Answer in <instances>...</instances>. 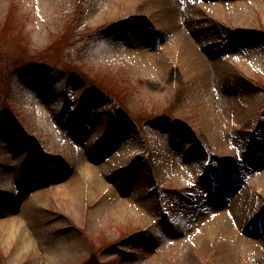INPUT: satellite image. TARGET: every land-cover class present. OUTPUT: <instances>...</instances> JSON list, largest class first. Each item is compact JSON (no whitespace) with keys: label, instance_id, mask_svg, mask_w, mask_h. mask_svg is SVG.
Returning <instances> with one entry per match:
<instances>
[{"label":"rangeland","instance_id":"rangeland-1","mask_svg":"<svg viewBox=\"0 0 264 264\" xmlns=\"http://www.w3.org/2000/svg\"><path fill=\"white\" fill-rule=\"evenodd\" d=\"M0 56V264H264V0H0Z\"/></svg>","mask_w":264,"mask_h":264},{"label":"bare ground","instance_id":"bare-ground-1","mask_svg":"<svg viewBox=\"0 0 264 264\" xmlns=\"http://www.w3.org/2000/svg\"><path fill=\"white\" fill-rule=\"evenodd\" d=\"M236 5H237V7H239V6H242V3L237 2ZM187 53H188V55H189L188 61L191 60V61L193 62V65L197 66V69H198V67H199V71L202 72L203 69H202V67H201V64H200V63H196V62H197V59H196L197 56H196V54L194 53V51L191 52V50L188 48V49H187ZM189 59H190V60H189ZM115 156H117V155H116V154L113 155V157H115ZM109 159H110V158H109ZM111 161H113V160L111 159ZM15 169H18V167H15ZM15 171H17V170H15ZM80 172H81V174L77 175L76 177H71V178L68 179V181H66L65 183L60 184V186H58L56 190H58L59 192H60V191H66L67 193H68V192H73V191L78 192V191L80 190V188H79V184H78V183L80 182V180H85L86 178H87V179H88V178H96V177H95V176H96L95 173H97V171H96V170H95L90 164H88V163H85L83 166H81V171H80ZM12 174H13V175H10V177H12L13 180H16V179L19 177V175H18L17 173L14 174V172H12ZM259 175H260V174H259ZM100 182H101V183H100ZM99 183H100V184L103 183V179H102V178L99 179ZM37 198H38V197H37V195H36V192L32 193V195H31V197L28 199L26 205H27V206H30V205L33 203L32 200L37 199ZM27 211H28V210H26V212H27ZM8 221H9V223H12V222L14 221V219L12 218L11 220H9V219L3 220V221L0 222V225H2V224H4V223H8ZM229 227H230L231 230H232V226H229ZM8 230H9V232H10V229H9V228H8ZM232 231H233V230H232ZM28 239H29V237H28ZM245 241L248 242L249 244H251V246H252V245H253V247L255 246L254 243L251 242V240H250V241L245 240ZM175 244H176V246H177L178 248H181V246H182V241H178V242H176ZM151 254H152V253H151ZM156 260H159V257L152 255L149 264H157V261H156ZM185 264H194V262H193L192 260H190V261L186 262Z\"/></svg>","mask_w":264,"mask_h":264},{"label":"trees","instance_id":"trees-1","mask_svg":"<svg viewBox=\"0 0 264 264\" xmlns=\"http://www.w3.org/2000/svg\"><path fill=\"white\" fill-rule=\"evenodd\" d=\"M57 53H59V52H57ZM1 57V56H0ZM3 59V58H2ZM4 60V59H3ZM14 60H22L21 59V57H19V58H17V57H15L13 60H8V59H6L5 58V60L2 62V64H3V70H4V72H6V70H8V69H11V66L12 65H15V66H17V65H19V64H21L22 63V61H14ZM30 61H32V60H30ZM31 64H34V63H30V65H28L26 68H34ZM47 65L49 66V67H52V66H57V67H60V65L57 63V62H53V63H47ZM45 68V67H44ZM4 72H2V73H4ZM5 74V73H4Z\"/></svg>","mask_w":264,"mask_h":264}]
</instances>
